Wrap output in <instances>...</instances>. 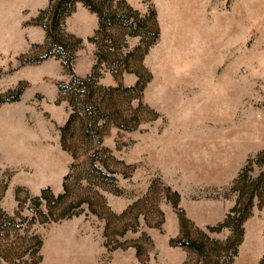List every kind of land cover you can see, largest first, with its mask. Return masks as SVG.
Wrapping results in <instances>:
<instances>
[{"label": "rangeland", "instance_id": "1", "mask_svg": "<svg viewBox=\"0 0 264 264\" xmlns=\"http://www.w3.org/2000/svg\"><path fill=\"white\" fill-rule=\"evenodd\" d=\"M244 1L248 7L247 0H219L218 13L213 11L215 16L203 27L199 42L186 43L176 51L160 49L158 54L154 53L159 46L155 48L149 56L156 68L154 82L143 98L147 102L151 92L159 103L150 105L152 110L141 98L133 100L135 106L139 101L144 105L138 107L136 129H118L104 124L101 117L95 118L97 126L92 125V118H81L83 110L76 107L78 116L64 138L65 149L56 150L60 131L45 106L44 165L53 161L59 168L69 166L60 181L65 188L51 191L54 197H64L57 203L50 199L36 205L34 194L11 185L17 172L29 179L33 172L24 167L0 170V208L8 215L17 213L14 224L0 230L1 247L11 242L29 252V236L36 234L42 240L38 264H107L115 250L135 245L140 246L138 259L146 260L147 251L153 249L148 233L162 239L178 236L173 196L162 190L168 185L182 195L178 209H184L183 214L197 213L202 203H208L212 221L224 217L238 196L231 189L232 181L249 159L264 150V0H251L250 10L243 9ZM123 31L119 25L112 26L105 38L118 47L125 38ZM15 33L11 29L9 34ZM8 49H0L3 96V77L12 59ZM217 49L219 56L212 58ZM42 55L33 51L20 57L31 62ZM141 67L138 56L129 58L127 70L140 73L147 82L149 73ZM112 99V109L126 116L123 96ZM60 112L63 119L70 107ZM121 118L112 114V119ZM25 121L18 123L22 134L30 127ZM233 160L235 169L224 172L223 164ZM261 173L264 162L254 163L248 171L251 178ZM261 196L253 201L243 224V240L230 264H258L264 254V185ZM136 202V208L123 217L113 216ZM158 209L163 213L160 226ZM190 233L198 236L194 228ZM208 234L223 242L230 231L223 228ZM184 251V264H201L196 252ZM28 252L23 259H31ZM227 260L222 257V264Z\"/></svg>", "mask_w": 264, "mask_h": 264}, {"label": "crops", "instance_id": "2", "mask_svg": "<svg viewBox=\"0 0 264 264\" xmlns=\"http://www.w3.org/2000/svg\"><path fill=\"white\" fill-rule=\"evenodd\" d=\"M124 1L138 11L140 15H146L150 10L155 12L159 34L156 41L149 46L141 58V65L149 73L141 93V100L154 110L151 106L159 103L158 98L151 92H149L148 103L143 98L146 90H151L150 87L154 82L152 74L156 73V68L152 65L149 56L157 46L159 47L154 54H158V51L160 49L163 51L164 48L176 51L179 48H184L186 43H195V41L199 42V39H203V27L209 24L210 17L212 20L215 16L213 11L218 13L219 0ZM48 2L49 0H0V29L3 32V45L0 43V49H8L7 46L9 45L8 50L12 51L10 67H7L3 77L2 91L7 96L0 95V127L2 126L0 129V170L3 171L10 167L29 169L33 172L32 179L26 178V176L19 177L17 172L16 176H12L11 185L25 188L26 192L34 195L47 187L55 193L59 192L63 183L60 181L69 169V166L66 165L64 168H59L53 161L44 165L45 133L43 127L45 106L51 112L52 119L57 123L58 129L66 122L69 113L65 112L64 118L60 119V108L67 109L69 105L65 100H59L58 85L61 82H68L70 76L66 73L62 60L54 57H47L39 62L21 63L22 55L34 51L31 50L32 44H42L46 39L43 27L31 23V20L36 17L41 9L47 6ZM247 4L248 7L245 2L244 10H250L251 0H247ZM245 14L243 16L244 25L247 16ZM249 17L247 18L250 23ZM98 24L97 14L81 2L75 3V8L63 22V29L66 33L82 39V44L72 63L73 71L77 76L89 75L97 61L95 45L87 41V38L94 35ZM238 24L241 25L242 23L239 22ZM11 29L16 31L14 35L9 34ZM139 42V36H128L125 52L133 51ZM219 51V49L212 51L211 57L219 56ZM168 68L171 69V67ZM120 81L125 86H132L137 81V76L134 72L124 71ZM98 84L115 85L116 80L109 71H104L98 79ZM19 85H22L23 89L18 98L9 100L8 98L11 97L9 92ZM24 120H26V124L30 123V127H27V131L22 134L18 123L24 122ZM57 136L55 148L59 150L62 148L60 134L58 133ZM47 137H49L48 134ZM22 154L24 155L22 156ZM236 162L233 160L223 164L224 172L229 174L233 171ZM168 187L171 188L169 185ZM176 192L179 194L178 208H181L179 203H182V195L178 191ZM208 206V203H202L199 206V212L192 213L190 211L189 214L184 212V214L186 213L185 217L198 227H206L223 221L225 215L212 221L210 217L213 214ZM181 210L184 211V209ZM201 217L206 218V220H201ZM175 232V234H179L178 218L175 221ZM148 236L153 241V249L147 251V259L142 264L185 263L187 253L181 247L170 246V238L162 239L151 233H148ZM157 239L159 240L158 243L156 242ZM107 264H140V262L135 248L129 247L115 250L109 257Z\"/></svg>", "mask_w": 264, "mask_h": 264}, {"label": "trees", "instance_id": "3", "mask_svg": "<svg viewBox=\"0 0 264 264\" xmlns=\"http://www.w3.org/2000/svg\"><path fill=\"white\" fill-rule=\"evenodd\" d=\"M81 2L89 10L95 12L99 18L98 28L92 37L87 38V41L94 43L96 51L95 55L97 61L94 64L91 73L85 77L77 76L73 71V60L76 57V52L82 44V39L66 33L63 29V22L73 9L75 3ZM31 23L43 27L46 33V39L42 44H32L31 50L38 51L43 54L35 58L31 62H39L47 57H54L63 62L66 73L70 76L68 82H61L58 85L59 100H65L69 107L70 113L66 122L59 127L60 143L65 149L64 138L70 131L73 122L78 113L76 107L83 110V115L87 121L92 118V125H95V118L101 117L103 123H110L118 129L134 130L137 128L139 121L137 120L138 107L143 105L138 102L135 106L133 100H140L146 79L136 71L137 81L132 86H125L122 84L121 75L127 70L128 60L131 56H138L140 59L147 52L157 39L159 29L155 21V12L150 10L146 15H140L138 11L130 7L124 0H49L47 6L41 9ZM119 25L122 27L123 35L120 46L115 47L108 43L107 34L109 28ZM128 36H139V45L130 52H125V44ZM114 52V53H113ZM31 53V52H29ZM24 57V56H23ZM21 63H30L21 60ZM142 68V67H141ZM144 70V68H142ZM104 71H109L116 80L115 85L103 86L98 84V79ZM23 89L19 85L16 89L9 92V100H15ZM122 95L125 101V115H119L117 110L112 109L113 96ZM144 106V105H143ZM112 114L121 116V119H112ZM156 116V115H155ZM81 117V118H82ZM264 162V150L256 153V155L249 159L245 168L237 175L231 183V189L237 192V199L228 212L225 214L223 221L216 225H208L204 229H199L185 217L182 210L178 209L179 194L176 191H171L167 186L162 188L168 194H172L173 200L171 205L177 209L179 234L176 237L169 239L170 246L181 247L183 249L192 250L197 253L198 260L201 264H222L221 258L227 257L226 264H230L232 258L238 253V247L241 244L244 236L243 224L250 215V210L255 198L262 199V188L264 185V173L259 174L255 178L248 175L254 163ZM63 189L65 188L62 184ZM64 197L59 194L54 197L51 190L43 188L38 195L33 197L36 205H40L42 201L60 202ZM138 202L129 206L121 214H113L115 218H121L128 212L136 208ZM160 216L157 221V226L163 222V213L160 209L157 210ZM17 213L15 215H8L0 208V230L6 225H13ZM191 228L198 233V236H193ZM223 228L230 231V235L223 242L209 236V232H219ZM5 236L8 235L9 230L6 229ZM124 232V231H123ZM1 237V234H0ZM30 251L27 249L21 251L19 247L14 246L11 242L3 247L0 246V264H16L15 259H18L19 264H38L41 257L39 250L42 245V240L36 234H31L28 239ZM137 256L139 255L140 246H134ZM28 252L30 260L23 259V254ZM140 264L144 260H139ZM258 264H264V254L260 258Z\"/></svg>", "mask_w": 264, "mask_h": 264}]
</instances>
